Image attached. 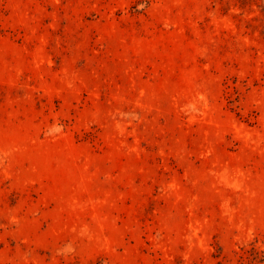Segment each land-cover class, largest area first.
Masks as SVG:
<instances>
[{"label":"rangeland","instance_id":"374dc122","mask_svg":"<svg viewBox=\"0 0 264 264\" xmlns=\"http://www.w3.org/2000/svg\"><path fill=\"white\" fill-rule=\"evenodd\" d=\"M0 264H264V0H0Z\"/></svg>","mask_w":264,"mask_h":264}]
</instances>
